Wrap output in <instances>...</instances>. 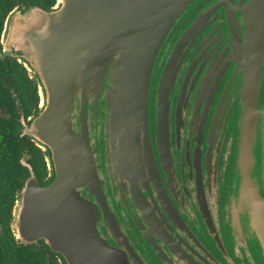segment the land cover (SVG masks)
Wrapping results in <instances>:
<instances>
[{"label": "water", "instance_id": "obj_1", "mask_svg": "<svg viewBox=\"0 0 264 264\" xmlns=\"http://www.w3.org/2000/svg\"><path fill=\"white\" fill-rule=\"evenodd\" d=\"M7 57L36 82L20 137L48 169L21 161L16 241L65 264H264V0L22 6Z\"/></svg>", "mask_w": 264, "mask_h": 264}, {"label": "trees", "instance_id": "obj_2", "mask_svg": "<svg viewBox=\"0 0 264 264\" xmlns=\"http://www.w3.org/2000/svg\"><path fill=\"white\" fill-rule=\"evenodd\" d=\"M56 0H0V39L8 14L14 8L38 6L50 10ZM36 82L16 59L0 58V264H61L42 241L23 245L16 241L11 219L15 201L29 164L41 184L48 181L42 150L30 138L20 137V117L38 110ZM62 264H65L62 261Z\"/></svg>", "mask_w": 264, "mask_h": 264}, {"label": "flooded vegetation", "instance_id": "obj_3", "mask_svg": "<svg viewBox=\"0 0 264 264\" xmlns=\"http://www.w3.org/2000/svg\"><path fill=\"white\" fill-rule=\"evenodd\" d=\"M18 195H19V193H18ZM17 198H18V196H17ZM14 207H15V205H14ZM56 258H57L58 263H61L62 264L63 259L59 255H57V254H56ZM217 258H219L220 260H222L224 262L223 258L220 255H218ZM242 260H243V262L241 263L238 260V257L233 259L234 264H249L248 261L245 258L242 257Z\"/></svg>", "mask_w": 264, "mask_h": 264}]
</instances>
